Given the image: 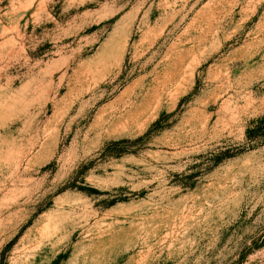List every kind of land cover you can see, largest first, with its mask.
Returning a JSON list of instances; mask_svg holds the SVG:
<instances>
[{
	"label": "rangeland",
	"instance_id": "1",
	"mask_svg": "<svg viewBox=\"0 0 264 264\" xmlns=\"http://www.w3.org/2000/svg\"><path fill=\"white\" fill-rule=\"evenodd\" d=\"M0 264H264V0H0Z\"/></svg>",
	"mask_w": 264,
	"mask_h": 264
}]
</instances>
